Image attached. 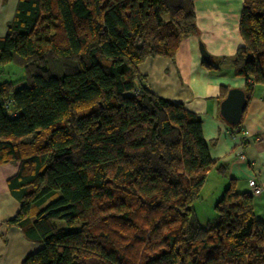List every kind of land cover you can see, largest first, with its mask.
<instances>
[{
  "label": "trees",
  "instance_id": "obj_1",
  "mask_svg": "<svg viewBox=\"0 0 264 264\" xmlns=\"http://www.w3.org/2000/svg\"><path fill=\"white\" fill-rule=\"evenodd\" d=\"M197 33L195 0L18 1L0 38V166H19L8 223L41 245L22 264H264V220L235 180L202 225L195 205L226 164L199 116L138 69ZM240 35L230 60L249 102L264 0H244Z\"/></svg>",
  "mask_w": 264,
  "mask_h": 264
},
{
  "label": "crops",
  "instance_id": "obj_2",
  "mask_svg": "<svg viewBox=\"0 0 264 264\" xmlns=\"http://www.w3.org/2000/svg\"><path fill=\"white\" fill-rule=\"evenodd\" d=\"M18 1L0 0V38L7 35ZM243 6L244 0H195L198 33L183 41L174 61L149 58L138 69L157 96L183 103L199 116L211 157L226 164L224 177L229 184L235 180L237 192L252 193V180L264 186V87H255L246 107L241 126L247 136H242L220 115L224 89L245 91L246 87V80L235 75L230 60L243 46L240 35ZM201 44L210 54V64L201 56ZM222 58L227 60L221 61ZM5 70L10 74L17 72L10 66ZM242 143L245 158L237 155ZM18 169V164L0 166V264H22L41 247L40 243L29 241L19 226L8 223L20 210V203L9 187ZM253 195L255 214L264 220V192Z\"/></svg>",
  "mask_w": 264,
  "mask_h": 264
},
{
  "label": "rangeland",
  "instance_id": "obj_3",
  "mask_svg": "<svg viewBox=\"0 0 264 264\" xmlns=\"http://www.w3.org/2000/svg\"><path fill=\"white\" fill-rule=\"evenodd\" d=\"M9 66L11 68H14V70H16L17 72L21 71V69L15 65H9ZM12 77L13 80L14 79L16 80V78H18V76H12ZM243 152L246 157L245 149L243 150ZM228 186H229V179H226V177H224L223 174H221L219 171L214 169L209 174L208 179L202 190L201 199L195 205L197 214L200 217V221L202 225L204 226L206 225V220H207L206 216L209 217V215L215 212L214 211L215 206L221 200L226 190V187Z\"/></svg>",
  "mask_w": 264,
  "mask_h": 264
},
{
  "label": "water",
  "instance_id": "obj_4",
  "mask_svg": "<svg viewBox=\"0 0 264 264\" xmlns=\"http://www.w3.org/2000/svg\"><path fill=\"white\" fill-rule=\"evenodd\" d=\"M200 53L204 61L210 64V54L202 44L200 45ZM247 105L248 100L245 91L232 88L220 104V115L231 126H239L242 123Z\"/></svg>",
  "mask_w": 264,
  "mask_h": 264
},
{
  "label": "built area",
  "instance_id": "obj_5",
  "mask_svg": "<svg viewBox=\"0 0 264 264\" xmlns=\"http://www.w3.org/2000/svg\"><path fill=\"white\" fill-rule=\"evenodd\" d=\"M139 90L136 89L134 91V94L138 95L139 94ZM241 127V128H240ZM239 128H236L239 130V133L241 132L243 135L242 136H247L248 135V132L246 130H243L242 126H240ZM232 136H236V133H233ZM244 144L242 143L239 150H238V153L237 155L240 157V158H244L245 155H244ZM251 187H252V193L253 194H259V193H262L264 192V186L262 184H259L255 179L251 181Z\"/></svg>",
  "mask_w": 264,
  "mask_h": 264
}]
</instances>
